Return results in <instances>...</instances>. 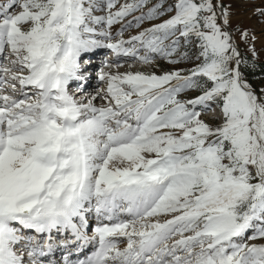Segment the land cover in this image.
Listing matches in <instances>:
<instances>
[{
	"label": "snow or ice",
	"instance_id": "obj_1",
	"mask_svg": "<svg viewBox=\"0 0 264 264\" xmlns=\"http://www.w3.org/2000/svg\"><path fill=\"white\" fill-rule=\"evenodd\" d=\"M234 2L0 0V264H264V0L259 35Z\"/></svg>",
	"mask_w": 264,
	"mask_h": 264
},
{
	"label": "rangeland",
	"instance_id": "obj_2",
	"mask_svg": "<svg viewBox=\"0 0 264 264\" xmlns=\"http://www.w3.org/2000/svg\"><path fill=\"white\" fill-rule=\"evenodd\" d=\"M233 7H234V10H235V14H234L233 19L236 20V21H239L242 24H247V25L255 28L256 34L259 35L260 34V25L256 22L255 18L249 19L250 8L245 5L243 0H235V2L233 4ZM116 27H118V25H114L113 29H115ZM136 31H137V29H135V28L129 30V32H131V33H135ZM129 32H125V37H127ZM259 47H260V44L258 42L257 43V48L259 49ZM106 51L108 52L107 49L101 48L100 50H97L96 52L104 54ZM96 52H94V54H96ZM93 56L96 57L95 55H93ZM159 63L162 66H164V62L163 61H159ZM143 67H146V66L139 65V64H134L133 65V69L134 70L136 68H143ZM96 84H97V81L95 83L91 84L90 86H92V87L90 89H93L94 87H96ZM204 115H205V118H208L211 115V113H206Z\"/></svg>",
	"mask_w": 264,
	"mask_h": 264
},
{
	"label": "bare ground",
	"instance_id": "obj_3",
	"mask_svg": "<svg viewBox=\"0 0 264 264\" xmlns=\"http://www.w3.org/2000/svg\"><path fill=\"white\" fill-rule=\"evenodd\" d=\"M93 54H94V52L93 53H91V55L92 56H90V57H94L93 56ZM105 57H107V58H109L110 57V59H111V53H110V51L108 50V52L106 51L104 54H103V57L101 56L100 58L102 59V60H104L105 59ZM97 61H101V60H99L98 58H97ZM103 62V61H102ZM93 65H95V64H93ZM102 66V63L101 64H98L97 63V66ZM121 71H123V70H125L124 68H121L120 69ZM96 82V80H93V81H87V83H88V88H86L85 89V91H91L92 89H90L92 86H90L91 84H93V83H95ZM90 86V87H89ZM96 86H98L97 84H96Z\"/></svg>",
	"mask_w": 264,
	"mask_h": 264
}]
</instances>
